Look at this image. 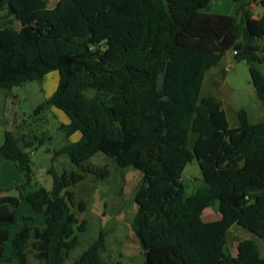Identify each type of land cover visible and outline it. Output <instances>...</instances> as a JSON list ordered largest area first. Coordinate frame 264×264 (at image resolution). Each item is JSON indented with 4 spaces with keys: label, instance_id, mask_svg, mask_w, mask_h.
Masks as SVG:
<instances>
[{
    "label": "trees",
    "instance_id": "trees-1",
    "mask_svg": "<svg viewBox=\"0 0 264 264\" xmlns=\"http://www.w3.org/2000/svg\"><path fill=\"white\" fill-rule=\"evenodd\" d=\"M232 1L239 3L234 14L209 12L211 0H57L52 7L0 0V90L56 71L55 90L34 113L55 107L68 119L60 126L66 137L80 134L51 159L67 155L78 167L102 152L142 173L131 221L142 264H264L253 238L239 240L234 255L227 248L233 225L264 241V121L251 123L240 109L238 125L229 127L221 102L200 95L205 72L232 51L246 61L264 104V0ZM20 126L0 142V161L22 175L17 195H1L0 186V264L11 260L4 246L21 200L42 213L43 224L22 216L11 238L17 264H28L29 254L38 264H65L86 220L63 191L82 176L50 166L51 189L38 184L32 140ZM191 131L197 137L188 147ZM194 159L200 178L187 193L182 172ZM213 200L219 216L204 221ZM104 248L100 231L70 264H123L104 260Z\"/></svg>",
    "mask_w": 264,
    "mask_h": 264
},
{
    "label": "rangeland",
    "instance_id": "rangeland-1",
    "mask_svg": "<svg viewBox=\"0 0 264 264\" xmlns=\"http://www.w3.org/2000/svg\"><path fill=\"white\" fill-rule=\"evenodd\" d=\"M56 2L57 0H49V6L52 7ZM234 5L232 0H211L208 11L234 14ZM262 11L260 4L254 5L255 16L261 15ZM16 25L18 26L17 22ZM261 69L264 72V66ZM57 78V72L52 71L42 79L28 81L18 87L15 91L17 94L15 102L0 111V120H6L11 129L18 124L21 125L18 131L22 132V137L28 133V137L25 138L27 140L31 138L32 169L38 184L48 190L51 189L52 177L47 172L50 166L58 173L65 171L70 175L75 171L82 176L76 183H69L63 191L73 194L75 204L72 209L79 220H86L85 230L80 234V243L65 264H70L73 258L97 238L100 231L105 233V248L102 253L104 260L109 263L122 261L123 264H142L143 251L131 228V221L137 210L133 196L142 173L133 167H117L112 158L102 152L95 153L78 167L70 162L67 155L51 159L55 150L78 140L80 136L79 132H75L66 137L60 126L68 123V119L55 107L34 113L35 107L55 90ZM200 95L213 96L221 102L229 127L238 125L240 109L246 111L251 123L264 121V104L256 95L248 65L244 60L236 61L232 51H227L216 66L205 72ZM32 136H36L37 140L33 141ZM196 137L195 132L189 133L188 147L192 146ZM1 140L2 138L0 142ZM7 162L12 163L16 169L15 182L20 181L22 175L17 166L11 161ZM4 176H11V173L8 174L6 169L1 172L0 161V185L1 177ZM198 178L200 169L194 159L186 164L182 172L187 193L195 189ZM14 190V184L7 188L8 193H14ZM24 212L25 208L20 206L18 217L21 218ZM34 215L37 223L42 225V213L34 212ZM218 216V200H213L204 208L202 219L209 221ZM18 226L19 224H15L11 228L13 230ZM248 238H253L257 242L260 253L264 256V241L237 225H233L227 232L228 251L234 255L237 242ZM6 252L9 254V247ZM6 264H17V261L9 260ZM28 264H38V261L29 254Z\"/></svg>",
    "mask_w": 264,
    "mask_h": 264
},
{
    "label": "crops",
    "instance_id": "crops-1",
    "mask_svg": "<svg viewBox=\"0 0 264 264\" xmlns=\"http://www.w3.org/2000/svg\"><path fill=\"white\" fill-rule=\"evenodd\" d=\"M234 3H235L234 9L236 10V8H237L239 3H236V2H234ZM57 76H58V74H57ZM24 84H22V85H24ZM22 85H20V86H22ZM20 86L14 87L9 93H5L4 91L0 90V111L5 109V107H7L8 105L13 104L15 102V100L17 98V94L15 93V91ZM7 129H11V126L9 124H7L6 120H4V119L0 120V138L3 137V134H4V132ZM4 169H6L8 171V174L11 173V176H8L9 178L7 176L1 177V185H0L1 188H2L1 195H17V193H18L17 190H14V193H8V191H7V188L12 186L14 184V182H15V177L17 175L16 169L14 168L12 163L7 162V161H1V172ZM21 178L22 177H20L19 180H21ZM20 206H23L25 208V212L23 213L22 216L30 215L33 218L35 217L34 212H36V211L31 207V205L27 201L21 200L20 204H19V207ZM19 207H18V209H19ZM18 209H17V216H18ZM20 219H22V217L21 218L18 217V224H20L21 221H22ZM35 221H36V219H35ZM36 223H37V221H36ZM19 227H20V225L16 229H13V230H12V228H10L9 234H8V236L6 238V241H5L4 253L7 256H9L11 258V260H15L16 259V251L13 248V245L11 243V238L14 235V233L19 229ZM8 247H9V254L6 252V249ZM11 263H12V261H11Z\"/></svg>",
    "mask_w": 264,
    "mask_h": 264
}]
</instances>
